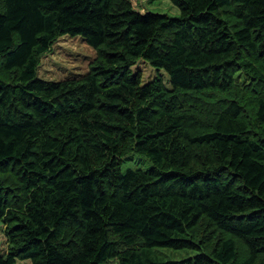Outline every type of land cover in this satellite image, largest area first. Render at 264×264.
Segmentation results:
<instances>
[{
  "label": "trees",
  "instance_id": "16d2710c",
  "mask_svg": "<svg viewBox=\"0 0 264 264\" xmlns=\"http://www.w3.org/2000/svg\"><path fill=\"white\" fill-rule=\"evenodd\" d=\"M172 1L0 0V264H264V0ZM65 34L97 58L40 78Z\"/></svg>",
  "mask_w": 264,
  "mask_h": 264
},
{
  "label": "rangeland",
  "instance_id": "374dc122",
  "mask_svg": "<svg viewBox=\"0 0 264 264\" xmlns=\"http://www.w3.org/2000/svg\"><path fill=\"white\" fill-rule=\"evenodd\" d=\"M134 8L142 13L153 12L168 14L173 17L181 15L180 8L172 0H130ZM97 58V51L82 36L68 34L60 36L50 50L41 58L38 76L47 80L62 81L82 78L90 70V65ZM134 72H142V83L153 80L159 74L169 87V76L164 70L157 71L147 60L139 59L132 67ZM153 162L144 154L134 152L123 158L122 172L128 169H149ZM5 225L0 221V255L8 251V241L4 232ZM156 254L164 260H182L199 253L197 249H175L171 247H154ZM14 264H32L29 259H18Z\"/></svg>",
  "mask_w": 264,
  "mask_h": 264
}]
</instances>
